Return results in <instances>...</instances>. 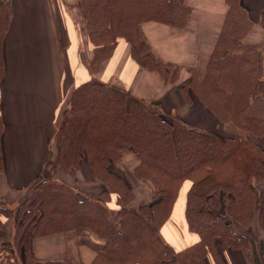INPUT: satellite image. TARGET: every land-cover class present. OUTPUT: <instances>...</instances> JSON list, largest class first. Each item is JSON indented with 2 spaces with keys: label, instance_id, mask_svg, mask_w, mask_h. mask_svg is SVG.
Listing matches in <instances>:
<instances>
[{
  "label": "trees",
  "instance_id": "obj_1",
  "mask_svg": "<svg viewBox=\"0 0 264 264\" xmlns=\"http://www.w3.org/2000/svg\"><path fill=\"white\" fill-rule=\"evenodd\" d=\"M79 2L94 71L122 39L140 67L176 79L178 68L154 56L140 24L157 21L184 28L191 13L185 0ZM225 2L227 11L204 77L191 71L180 90L185 99L191 93L220 123H232L243 134L223 137L198 130L177 114L167 116L160 104L143 102L119 87L94 79L78 83L56 129L55 155L47 171L56 167L72 173L85 160L101 189L90 194L60 178L39 175L32 184L33 194L16 209L0 203V217L10 216L13 222L7 241L0 235V253H6L0 254L1 259L12 256L11 264H71L36 258L32 240L87 231L102 241L90 264H208L209 257L224 264L220 250L240 248L249 250L252 264H264V235L252 238L249 227L257 217L264 234V149L255 141L264 139V42L244 44L253 24L240 0ZM11 12L10 1L0 0V84ZM4 129L0 114V174ZM122 150L137 155L139 163L132 174L147 182L152 194V201L137 208L132 206L128 182L111 170L121 160ZM184 185V217L198 240L176 250L160 240L159 229ZM112 199L114 207L109 205Z\"/></svg>",
  "mask_w": 264,
  "mask_h": 264
},
{
  "label": "crops",
  "instance_id": "obj_2",
  "mask_svg": "<svg viewBox=\"0 0 264 264\" xmlns=\"http://www.w3.org/2000/svg\"><path fill=\"white\" fill-rule=\"evenodd\" d=\"M9 1L12 12L3 41L5 73L0 84V114L5 123L2 134L4 172L0 174L1 204L14 205L22 201L24 191L52 164L55 133L62 112L72 89L82 81L94 79L105 82L143 102L158 103L167 116L177 114L196 129L211 124L219 126L217 117L200 105L194 95L190 93L185 99L180 86L184 79L190 77L191 71H195L200 79L204 77L206 63L227 11L225 0H185V4L191 7V13L182 29L157 21L140 24L142 35L154 56L178 68L177 77L172 81L156 71L140 67L130 54L129 43L122 39L118 40L111 57L94 71L90 65L92 47L85 27L83 30L72 17L84 16L79 0ZM240 3L253 24L243 42L248 46L260 45L264 42V25L261 24L264 0H240ZM218 134L233 137L243 132L232 123H225L222 134ZM255 141L264 149V139L255 138ZM121 162H130L134 167L138 160L134 152L122 150ZM87 166L86 162L80 163L75 174L87 179L86 183L94 180L91 188H101ZM51 171V176L68 183L63 178L66 174L60 168L55 167ZM127 182L132 200L133 184H148L138 180L133 184ZM186 188L187 185L182 186L178 195L183 198L181 216L172 217L171 212L159 229L160 240L176 250L198 240L197 234L188 230L184 217ZM0 223V235L9 236L12 217L1 216ZM258 225V218L255 217L249 227L259 228ZM170 233L178 236L180 246L173 245ZM262 235L259 233L257 236L261 238ZM101 245V239L87 231L80 236L66 232L32 240L36 258L67 260L71 264H90L96 256L94 249ZM223 251H230V264H252L246 248L220 250L224 264H228ZM208 259L209 263L216 264L211 257ZM1 261L0 258V264H5Z\"/></svg>",
  "mask_w": 264,
  "mask_h": 264
},
{
  "label": "rangeland",
  "instance_id": "obj_3",
  "mask_svg": "<svg viewBox=\"0 0 264 264\" xmlns=\"http://www.w3.org/2000/svg\"><path fill=\"white\" fill-rule=\"evenodd\" d=\"M72 17H74L73 19L75 20V21H77L78 22V25L80 26V27H82V29L84 30V22H85V20H84V16H76L75 17V15H72ZM77 17H79V19L77 18ZM80 23V24H79ZM88 75H89V73H88ZM88 77V76H87ZM194 99H196L197 100V98L194 96L193 97ZM199 103H200V101L199 100H197ZM200 105H202V103L200 104ZM203 106V105H202ZM204 108H206V109H208L207 107H205V106H203ZM209 110V109H208ZM167 117V116H166ZM168 118V117H167ZM223 126H224V124H222V123H220L219 124V126L218 125H216L215 127H214V124L212 125H210L209 127H207V125L205 126V128H199L198 130H203V131H215V132H218V133H220V134H222V131H223ZM130 151H132V150H130ZM133 152V151H132ZM136 158H137V160H138V163H139V159H138V157H137V155H136ZM82 162H86L85 160H82L81 161V163ZM137 163V164H138ZM84 164V163H83ZM116 164H117V166H116ZM136 164V165H137ZM135 165V166H136ZM86 166H87V163H86ZM134 166V167H135ZM88 167V166H87ZM134 167H132V164L130 163V162H121V160L120 161H118L117 163H114V164H112L111 165V170L116 174V175H118V176H120V177H122L125 181L127 180V181H130L129 183H131V184H133L134 182H135V180H136V178L134 177V175L132 174L133 173V168ZM88 170H89V168H87ZM62 170V169H61ZM52 172V171H51ZM64 172V171H63ZM89 172H91L90 170H89ZM66 175L63 177L66 181H68V183L70 184V185H74L75 187H77L78 189H82L83 188V190L84 189H86L87 190V192L88 193H90V194H97L98 193V191L101 189V188H98V187H95V188H91V187H93V184H94V180L92 181V182H90V181H88L87 183L85 182L87 179H83L82 177H80L78 174H75V171L74 172H72V173H70V172H64ZM43 174H46V175H51V174H49V171H46L45 173H43ZM52 175H54L53 173H52ZM94 177V176H93ZM95 182H97L98 184L100 183L98 180H95ZM132 189H134V192H133V200H132V206L133 207H135V208H137V206L139 205V204H141V203H147V202H150V201H152V194H151V191H150V187H149V185L148 184H144V183H139V184H133V188ZM85 190V191H86ZM30 194H33V190H32V185H31V187H29L28 189H27V191H24V198H26V197H28ZM23 198V199H24ZM21 202V201H20ZM19 204V202L18 203H16V204H14V205H4V206H6V207H8L9 209H16V206ZM109 205L111 206V207H114L115 205H114V200L112 199L110 202H109ZM223 212H224V214H225V210H223ZM222 214V213H221ZM227 216V215H226ZM170 217V216H169ZM186 220V219H185ZM229 220V219H228ZM187 223V222H186ZM231 224H233V222H231ZM235 227V226H234ZM253 227V237L252 238H254V239H256V238H258V234L259 233H262V232H258L259 231V228H255L254 229V226H252ZM259 227V226H258ZM187 228H188V225H187ZM178 229V228H177ZM237 231H239V229H238V227H236L235 228ZM165 230V229H164ZM188 230H189V228H188ZM179 231V230H178ZM190 231V230H189ZM191 232V231H190ZM3 233H5L4 231H3ZM171 234V236H172V238L170 239L171 241H172V243H173V245H175V246H180V241H179V238H178V236H176V235H173L172 233H170ZM3 238V240H5V241H7V239H8V236H6V237H2ZM259 238H260V236H259ZM3 244V243H2ZM4 244H6V243H4ZM0 246H1V243H0ZM229 252L230 251H223V255H224V258H225V260L227 261V263L228 264H230V258H229ZM6 253H5V251L3 252V257H4V255H5ZM9 258H7V259H2V261L1 262H5V264H11V262L13 261V259L10 257V256H8ZM12 260V261H11ZM212 261V260H211ZM207 263L208 264H212V263H209V259L207 258Z\"/></svg>",
  "mask_w": 264,
  "mask_h": 264
},
{
  "label": "bare ground",
  "instance_id": "obj_4",
  "mask_svg": "<svg viewBox=\"0 0 264 264\" xmlns=\"http://www.w3.org/2000/svg\"><path fill=\"white\" fill-rule=\"evenodd\" d=\"M182 201H183V198H182V195H180V197H178L177 200H176L177 204H174V206H173V209H172V217L179 218L181 216V214H182L181 213V204H182Z\"/></svg>",
  "mask_w": 264,
  "mask_h": 264
}]
</instances>
